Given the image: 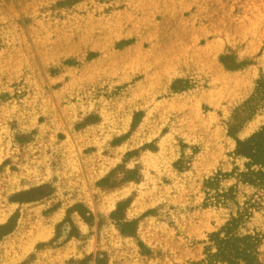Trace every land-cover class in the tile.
I'll return each instance as SVG.
<instances>
[{
  "label": "rangeland",
  "instance_id": "obj_1",
  "mask_svg": "<svg viewBox=\"0 0 264 264\" xmlns=\"http://www.w3.org/2000/svg\"><path fill=\"white\" fill-rule=\"evenodd\" d=\"M262 127L264 0H0V264H264Z\"/></svg>",
  "mask_w": 264,
  "mask_h": 264
},
{
  "label": "trees",
  "instance_id": "obj_2",
  "mask_svg": "<svg viewBox=\"0 0 264 264\" xmlns=\"http://www.w3.org/2000/svg\"><path fill=\"white\" fill-rule=\"evenodd\" d=\"M238 153L250 159L249 165L253 163H264V127L254 133L246 140L238 142ZM260 174H263L260 172ZM237 238L229 237L218 241V251L215 256L226 259L230 264H241L240 259L245 264H252L251 253L235 242ZM245 240V239H244Z\"/></svg>",
  "mask_w": 264,
  "mask_h": 264
}]
</instances>
